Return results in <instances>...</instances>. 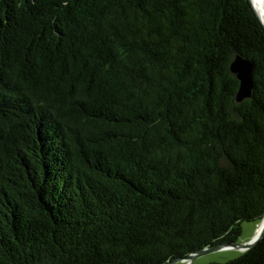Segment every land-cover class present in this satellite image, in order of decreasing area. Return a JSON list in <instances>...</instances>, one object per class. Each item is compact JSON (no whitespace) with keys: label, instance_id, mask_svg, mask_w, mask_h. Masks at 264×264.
<instances>
[{"label":"trees","instance_id":"1","mask_svg":"<svg viewBox=\"0 0 264 264\" xmlns=\"http://www.w3.org/2000/svg\"><path fill=\"white\" fill-rule=\"evenodd\" d=\"M263 217L250 0H0V264H166Z\"/></svg>","mask_w":264,"mask_h":264},{"label":"water","instance_id":"2","mask_svg":"<svg viewBox=\"0 0 264 264\" xmlns=\"http://www.w3.org/2000/svg\"><path fill=\"white\" fill-rule=\"evenodd\" d=\"M260 21L262 22L264 26V20L260 16V14L257 11V8L254 4V0H250ZM264 1V0H263ZM231 71L236 75V77L239 80V88L236 94V101L237 102H242L246 98H249L252 93V89L254 86L253 82V70H254V63L250 59L243 57L241 55H237L233 61L231 62L230 65ZM264 222V217L258 224V227L255 231V235L253 238L248 241V242H222V243H217L208 247L203 248L200 251H197L195 253H191L187 255L186 257H178L175 259H172L168 261L166 264H176L178 262H183V261H188V264H193V261L199 257L202 256L206 253L213 252L216 250L220 249H225V248H237L241 251H246L250 248H252L254 245H256L263 237H264V227L261 229L260 232L258 230L261 228V224Z\"/></svg>","mask_w":264,"mask_h":264},{"label":"rangeland","instance_id":"3","mask_svg":"<svg viewBox=\"0 0 264 264\" xmlns=\"http://www.w3.org/2000/svg\"><path fill=\"white\" fill-rule=\"evenodd\" d=\"M258 224L253 221L242 222V234L239 238L240 242H248L253 237ZM244 251L237 248H225L216 250L213 252L206 253L202 256L197 257L193 264H209L211 262L225 263L235 258H238ZM176 264H188V261L178 262Z\"/></svg>","mask_w":264,"mask_h":264},{"label":"bare ground","instance_id":"4","mask_svg":"<svg viewBox=\"0 0 264 264\" xmlns=\"http://www.w3.org/2000/svg\"><path fill=\"white\" fill-rule=\"evenodd\" d=\"M254 4L257 8L258 13L264 20V1L263 0H254ZM264 227V222L261 224V228L258 230V232L261 231V229Z\"/></svg>","mask_w":264,"mask_h":264},{"label":"crops","instance_id":"5","mask_svg":"<svg viewBox=\"0 0 264 264\" xmlns=\"http://www.w3.org/2000/svg\"><path fill=\"white\" fill-rule=\"evenodd\" d=\"M254 235H255V234H254ZM254 235H253V236H254ZM252 238H253V237H252ZM252 238H250V240H251Z\"/></svg>","mask_w":264,"mask_h":264}]
</instances>
